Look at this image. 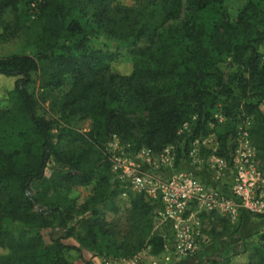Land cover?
Segmentation results:
<instances>
[{"label": "trees", "instance_id": "trees-1", "mask_svg": "<svg viewBox=\"0 0 264 264\" xmlns=\"http://www.w3.org/2000/svg\"><path fill=\"white\" fill-rule=\"evenodd\" d=\"M34 1L41 26L35 52L0 55V264H71L69 250L114 257L165 252L169 239L154 230L158 200L115 175L110 141L116 135L130 156L174 145V167L226 193L228 185L191 165L190 150L214 133L216 150L206 154L201 143L199 159L230 160L244 115L252 117L249 136L264 164V0H246L235 18L220 12L224 0H0V36L16 35ZM99 34L126 43L130 70L116 68L118 52L94 44ZM34 75L43 101L51 98L65 121L89 120L90 129L66 124L57 142L52 123L59 119L39 114ZM217 112L226 121L215 130L210 122H217ZM51 161L57 166L48 178ZM93 182L90 197L79 201L73 193ZM122 193L128 198L124 227L107 223L93 207L117 212ZM86 213L80 245L47 241L39 231L58 218L71 236L69 221ZM247 214L264 217L241 210L240 219ZM6 220L19 223L18 232ZM238 246L233 255L245 252L241 264H264V234ZM234 256L199 264H235Z\"/></svg>", "mask_w": 264, "mask_h": 264}, {"label": "rangeland", "instance_id": "rangeland-1", "mask_svg": "<svg viewBox=\"0 0 264 264\" xmlns=\"http://www.w3.org/2000/svg\"><path fill=\"white\" fill-rule=\"evenodd\" d=\"M125 3L131 4L132 0H123ZM246 3V0H224L222 6L220 7V12L226 15H229L230 18H235L238 14L240 8ZM24 7V6H23ZM24 11V10H23ZM27 12V11H26ZM38 8H32L30 5L27 15L28 18L25 23L21 26V28L16 32V35L12 36L10 32H6L5 35L0 36V55H10L14 53H34L36 50L35 42L40 35V21L38 19ZM7 20L9 23L14 24V13L9 11L7 14ZM10 24V25H11ZM13 26V25H12ZM11 26L12 29H14ZM94 44L102 46L104 50L115 51L120 54V58L115 62L116 68L120 71H128L131 68V63L129 59V49L125 42L109 37L105 34H99L94 37ZM36 77V75H34ZM34 93L38 97V112L40 115L44 116L48 120L59 119L58 123H52V133L54 135L55 140L58 142V135L60 133V129L64 125H74V127L81 129L83 131H87L90 129V121L89 120H63L58 112L51 105V98H48L46 101L41 99L43 95V90L40 87V83L38 78L36 77V83L34 85ZM261 109L264 111V100L260 104ZM215 119L217 122H210V125L216 130L219 129L221 123H224L226 119L220 112L215 114ZM252 117L241 116L240 121L238 123V133L235 138L237 141L236 148H238L243 141V132L249 130V126L252 122ZM120 141V140H119ZM113 142V138L110 143ZM202 143V147H205L206 154H210L217 148L216 136L214 133L209 134L206 137H203V142L198 140V143H194V147H196V155L193 156L194 161L191 163L196 168L206 170L210 180L218 181V172L215 168L212 167L210 159L215 155H209V158L199 159L200 156V146ZM176 148V147H175ZM193 150V149H192ZM235 150V149H234ZM256 150V149H255ZM254 150V151H255ZM234 152V151H233ZM255 159L260 167L263 162L257 156V151H255ZM185 160V159H184ZM208 161V162H206ZM184 162V161H183ZM264 165V164H263ZM57 165L54 161H51L48 168L46 169L47 177H51L53 174V170ZM174 165L171 166H160L154 167L148 164H144L142 167L143 173L148 175L153 179H168V177L177 174L182 171V169H175ZM261 168V167H260ZM263 170V169H262ZM264 171V170H263ZM226 181V182H224ZM221 184L228 185V187L233 185L234 179L233 176L228 178L222 174L220 178ZM228 183V184H227ZM95 182L90 185L79 186L78 189L73 193L75 196H78L79 201H83L86 198L90 197L92 194L93 187ZM264 185V182H263ZM132 188V187H131ZM134 191H139L137 189L132 188ZM126 194L122 193L121 197L118 196L116 198L117 205H121V210L117 212H112L110 210H103L102 205L98 204L95 207L97 210L101 211V218L107 223L115 222L117 225L124 227L125 226V217H124V206H126L127 202ZM158 207L153 212V220H154V230L159 231L162 234H166L168 237V248L165 252L159 255H152L148 252V250L139 251L133 255H101L94 251H90L88 249H83L81 252L77 250H69L65 253V256L70 260L71 264H199L201 261H208L211 259H227L228 257L232 258L233 254L238 251L239 244L242 242L241 239L239 242L232 244H219L217 240H222L227 238L233 234V231L236 227H240L243 219H240V213L236 217V219H232L231 217L224 215L218 212H212L217 214L202 215V212L199 211L196 204L192 205L193 217L191 222L194 224L196 228H199L206 238L205 242V251L199 255V257L189 258V259H180L175 253L174 249V227L170 221H166L163 219V215L161 213V205L158 201ZM248 212V211H244ZM250 213V212H248ZM253 214V213H251ZM90 215V213H86L83 215L76 216L74 219L69 221L70 225L74 226V234L71 236L65 237V228L59 226L58 218H50L49 221L44 222L42 227L40 228V233L45 237L47 241L50 240L51 237H60L64 243H70L74 245H80L78 235L80 233H84V225L83 222ZM117 220V221H116ZM240 221V222H239ZM19 223L12 222L10 220H6L4 222V226L7 229H11L13 231L18 232ZM264 234L263 230H257L253 234L247 236L253 243H256L258 237ZM211 240V241H210ZM213 243V244H211ZM207 244H209L210 247ZM211 244V245H210ZM245 252H241L239 255L234 256L233 260L235 264H241L242 261L245 260Z\"/></svg>", "mask_w": 264, "mask_h": 264}, {"label": "built area", "instance_id": "built-area-1", "mask_svg": "<svg viewBox=\"0 0 264 264\" xmlns=\"http://www.w3.org/2000/svg\"><path fill=\"white\" fill-rule=\"evenodd\" d=\"M31 6L38 8V2H32ZM195 142L198 143V140ZM175 150L174 145H168L156 155L143 148L134 156H130L123 152L116 135L110 143L111 169L115 175L123 181H128L132 188L145 191L151 198L160 202L163 219L170 221L174 227V249L177 258L196 256L205 246L204 234L191 222L194 204L201 212H218L232 219H236L241 210L253 215H264V171L256 162L255 147L248 130L243 132V141L233 150L230 160L216 155L210 159L212 167L218 172V180L222 174L228 180L233 176V185L226 193L210 184L207 179L195 175L193 171L182 170L168 179H153L143 173L142 167L145 163L154 167L174 165ZM195 150L196 147L190 150L192 156L196 155ZM199 170L201 175L202 169Z\"/></svg>", "mask_w": 264, "mask_h": 264}, {"label": "crops", "instance_id": "crops-1", "mask_svg": "<svg viewBox=\"0 0 264 264\" xmlns=\"http://www.w3.org/2000/svg\"><path fill=\"white\" fill-rule=\"evenodd\" d=\"M264 229V217H251L248 214L245 215L241 226L239 227L238 231L234 234H231V236L217 240L219 244H232L239 242L241 239L253 234L257 230H263ZM211 241V240H210ZM213 244V243H211ZM210 244V245H211ZM207 247H210L209 244H207Z\"/></svg>", "mask_w": 264, "mask_h": 264}]
</instances>
